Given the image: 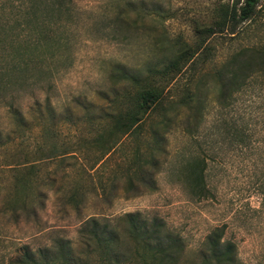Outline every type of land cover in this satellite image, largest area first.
I'll use <instances>...</instances> for the list:
<instances>
[{
    "label": "rangeland",
    "instance_id": "rangeland-1",
    "mask_svg": "<svg viewBox=\"0 0 264 264\" xmlns=\"http://www.w3.org/2000/svg\"><path fill=\"white\" fill-rule=\"evenodd\" d=\"M233 1H36L39 10L27 17L29 39L37 38L38 18L42 36L56 38L53 47L41 41L43 63L55 73L17 100L26 128L16 134L20 149L39 147L38 155L55 156L41 163L45 197L36 215L17 223L0 217V264H8L22 245L36 250L58 237L81 251L83 221L121 224L119 217L129 212L156 217L180 237L177 264H205L203 243L216 226L234 243L237 264H264V83L252 79L224 99L215 76L237 51L264 46V0L252 19L234 26L235 33L210 36L208 51H199L181 72L172 78L157 72L179 47L195 45L197 30L214 21L217 5ZM123 72L163 89L162 102L126 135L121 113L132 106L139 86L121 78ZM192 92L201 101L197 118L179 102ZM10 122L16 128L15 118ZM7 123L0 109V127ZM195 123L200 125L193 137L184 129ZM157 124L160 134L153 138ZM192 155L206 162V197L193 196L186 183ZM139 166L151 181L135 176ZM91 259L98 264V257Z\"/></svg>",
    "mask_w": 264,
    "mask_h": 264
},
{
    "label": "trees",
    "instance_id": "trees-1",
    "mask_svg": "<svg viewBox=\"0 0 264 264\" xmlns=\"http://www.w3.org/2000/svg\"><path fill=\"white\" fill-rule=\"evenodd\" d=\"M37 0H0V109L6 111L9 123L0 127V217H12L9 221L17 223L20 218L36 215L41 199L45 197L41 190L39 171L42 162L54 158L38 155L43 148L33 151L20 149L21 134L26 128L25 117L18 103L28 89L41 88L45 76H53L55 70L45 65L42 39L53 47L56 38L46 34L36 18L35 34L30 40L28 35V14L36 12ZM260 0H234L232 3L215 7V19L208 26L197 30L198 40L194 46L185 45L177 49L175 55L157 72L170 78L181 72L189 60H194L198 52L208 51L206 41L210 36L223 32L235 33L238 23L252 19L258 12ZM62 10V5L57 7ZM231 26V27H230ZM233 26V27H232ZM54 62V61H52ZM156 71V70H154ZM215 76L219 82L220 96L224 99L240 92L252 79L258 78L264 83V46L246 47L225 61ZM124 80L138 84L139 89L131 107L121 113V135L133 132L141 124L146 114L162 102L163 89L158 83L145 81L130 73H124ZM51 86L48 84V87ZM189 115L197 118L200 109V97L196 92L187 94L183 101ZM15 118L16 128H11ZM190 118V116H189ZM163 123V121H161ZM200 124L195 123L187 134L194 137ZM158 124L151 134L156 138ZM19 148V149H18ZM19 152V154H18ZM31 154L37 156L30 157ZM154 164V160L151 159ZM186 183L190 193L196 197H206L209 190L205 184L206 162L203 158L192 155L186 164ZM135 176L150 180L143 166L134 170ZM131 183V177L128 178ZM121 224L90 218L81 223L78 230L84 249L78 251L71 241L58 237L50 245L36 250L22 245L15 252L8 264H90L91 257H98V264H124L136 258L140 264H177L183 251V244L177 235L166 228L163 221L153 217H142L140 212L125 213ZM223 226L214 227L204 240L205 264H237L236 249L233 242L223 239Z\"/></svg>",
    "mask_w": 264,
    "mask_h": 264
}]
</instances>
